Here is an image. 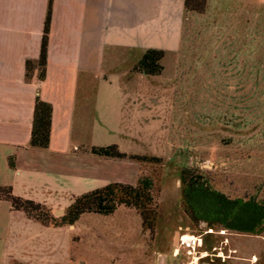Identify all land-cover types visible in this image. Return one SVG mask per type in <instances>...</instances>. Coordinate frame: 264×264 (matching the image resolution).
I'll return each instance as SVG.
<instances>
[{
	"label": "crops",
	"instance_id": "crops-1",
	"mask_svg": "<svg viewBox=\"0 0 264 264\" xmlns=\"http://www.w3.org/2000/svg\"><path fill=\"white\" fill-rule=\"evenodd\" d=\"M46 9L47 0H0V186L46 202L134 184L138 164H112L88 148H120L128 131L110 121L124 119L127 104L140 99L144 77L151 87L175 62L192 11L183 0H51L44 77L33 69L25 78V60L38 57ZM147 49L162 52L157 75L132 70ZM35 97L51 107L45 148L28 144ZM92 232L32 224L0 200V264H166L153 246L132 250Z\"/></svg>",
	"mask_w": 264,
	"mask_h": 264
},
{
	"label": "rangeland",
	"instance_id": "rangeland-1",
	"mask_svg": "<svg viewBox=\"0 0 264 264\" xmlns=\"http://www.w3.org/2000/svg\"><path fill=\"white\" fill-rule=\"evenodd\" d=\"M142 80L140 99L110 124L128 131L117 149L144 160H109L138 164V176L151 179L153 232L121 205L109 215L82 213L70 224L132 250L153 246L166 264H183L171 243L177 231L199 236L204 264H264V216L250 230L226 226L231 214L236 223L257 220L264 205V0H204L201 12L185 15L180 54L169 70L151 87ZM218 196L233 203L222 207ZM70 201L39 202L44 208L35 213L44 216L47 208L58 217Z\"/></svg>",
	"mask_w": 264,
	"mask_h": 264
},
{
	"label": "trees",
	"instance_id": "trees-1",
	"mask_svg": "<svg viewBox=\"0 0 264 264\" xmlns=\"http://www.w3.org/2000/svg\"><path fill=\"white\" fill-rule=\"evenodd\" d=\"M51 0H47V9L44 17L42 33L40 37L39 53L35 61L25 60L24 62V77L29 78L32 70H37V78L44 77L45 68V48L46 37L49 22V10ZM184 8L186 10L201 12L203 10L204 0H183ZM162 56L160 50L147 49L140 58L132 66V70L145 75H157L161 71L159 60ZM50 104L35 97L31 127L29 135V146L37 148H45L49 139L50 127ZM88 151L94 155L106 158H129L136 161L144 160L143 156L127 155L117 149L115 144H107L104 146H90ZM216 202L222 207L231 205L233 201L218 196ZM0 200L7 201L10 209L20 210L27 217L33 218L44 225H62L74 222L82 213H95L99 215H109L118 206L135 209L140 219V225L150 235L153 232L154 220L156 217V202L152 195V182L147 176H138L134 184L128 183H109L104 186L92 189L88 192L82 193L71 199L66 206L63 214L58 217H53L49 214V209L45 208L46 214L41 216L35 213L39 208H44L39 202L30 199L15 196L11 193L8 186H0ZM245 212L252 213V208L245 203ZM231 211V210H230ZM262 212L254 220V216L250 215L248 222L236 223L231 214L226 223V226L237 230H250L260 219L264 216V205L261 207ZM231 213V212H229ZM255 221V223H254Z\"/></svg>",
	"mask_w": 264,
	"mask_h": 264
},
{
	"label": "built area",
	"instance_id": "built-area-1",
	"mask_svg": "<svg viewBox=\"0 0 264 264\" xmlns=\"http://www.w3.org/2000/svg\"><path fill=\"white\" fill-rule=\"evenodd\" d=\"M171 243L175 255L178 253L182 255L183 264H204L201 259L206 255V252L199 250L198 235L177 231L173 234Z\"/></svg>",
	"mask_w": 264,
	"mask_h": 264
}]
</instances>
